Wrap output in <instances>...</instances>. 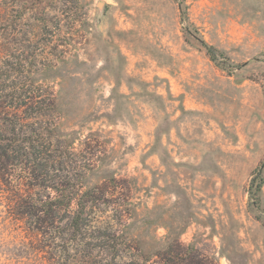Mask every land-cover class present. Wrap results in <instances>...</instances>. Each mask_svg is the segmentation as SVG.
<instances>
[{"label":"rangeland","instance_id":"374dc122","mask_svg":"<svg viewBox=\"0 0 264 264\" xmlns=\"http://www.w3.org/2000/svg\"><path fill=\"white\" fill-rule=\"evenodd\" d=\"M0 79L54 92L58 133L91 165L79 185L155 264H264V185L249 193L264 177V0H0ZM11 169L0 264H57L17 212L50 188Z\"/></svg>","mask_w":264,"mask_h":264},{"label":"trees","instance_id":"16d2710c","mask_svg":"<svg viewBox=\"0 0 264 264\" xmlns=\"http://www.w3.org/2000/svg\"><path fill=\"white\" fill-rule=\"evenodd\" d=\"M202 42L210 58L219 63L217 48ZM33 84L25 88L0 79V176L9 179L8 186L14 190L11 168L16 164L25 167L34 187L50 188L47 194L35 191L31 199L19 194L18 214L28 216L35 228L48 234L58 254L57 264H155L128 240L125 229L116 227L113 215L105 216L108 199L98 196L94 187L81 188L79 182L91 165L80 161L58 133L54 92L40 97ZM74 162L79 173H58L70 170ZM262 167L254 172L249 190L256 201L264 185Z\"/></svg>","mask_w":264,"mask_h":264}]
</instances>
